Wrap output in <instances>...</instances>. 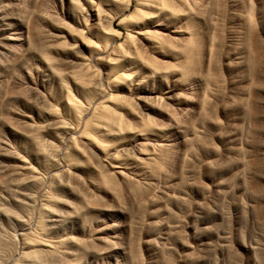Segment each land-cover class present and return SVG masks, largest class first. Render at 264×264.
<instances>
[{
  "label": "rangeland",
  "instance_id": "rangeland-1",
  "mask_svg": "<svg viewBox=\"0 0 264 264\" xmlns=\"http://www.w3.org/2000/svg\"><path fill=\"white\" fill-rule=\"evenodd\" d=\"M0 264H264V0H0Z\"/></svg>",
  "mask_w": 264,
  "mask_h": 264
}]
</instances>
